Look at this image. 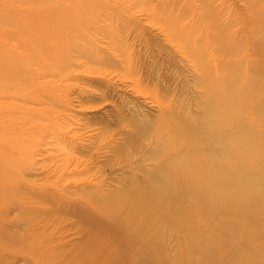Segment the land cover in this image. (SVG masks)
I'll list each match as a JSON object with an SVG mask.
<instances>
[{"label":"rangeland","instance_id":"1","mask_svg":"<svg viewBox=\"0 0 264 264\" xmlns=\"http://www.w3.org/2000/svg\"><path fill=\"white\" fill-rule=\"evenodd\" d=\"M63 13L96 16L84 17L83 41L77 37L69 40L77 43H70L72 50L60 49V67L50 58L36 64L37 49L0 21V54L22 61L17 64L24 63L21 69L32 80L31 87L0 96V106L14 107L6 124L22 132L13 184L16 204L24 206L6 201L14 207L0 223V264H41L27 253L28 244L49 252L48 259L58 250L54 264L80 255L89 232L72 211L93 212V195L117 194L149 180L160 165L159 122L170 106L180 116L188 158L215 170L226 167L227 153L230 163L245 164L244 173L232 174L234 188L253 183L261 190L264 0H0V17L28 35L34 36L42 17ZM222 31L229 39V87L216 101L199 84L211 77L198 80L193 56L203 51L208 60L218 59ZM22 117L35 120L21 125ZM189 191L173 189L143 234L127 233L124 222V234L115 230L101 263L116 264L109 254L127 242L129 251L145 252L117 264H179L187 246L207 248L191 264H242L250 255L264 264V212L258 209L264 206L256 194L247 191L253 204L246 213L238 209V193L227 197L231 212L225 202L207 203ZM112 224L105 223V232H112Z\"/></svg>","mask_w":264,"mask_h":264},{"label":"bare ground","instance_id":"2","mask_svg":"<svg viewBox=\"0 0 264 264\" xmlns=\"http://www.w3.org/2000/svg\"><path fill=\"white\" fill-rule=\"evenodd\" d=\"M65 14L66 13H63V15H46V18L45 16L42 17L44 21L40 28L33 30L34 36L31 33L28 35L29 32L20 29L21 27L18 25L16 28L12 21H7L3 16L0 17V21L7 22V25L9 26L12 25L11 27H13L15 35L18 38H23L25 43H31L37 49L36 51L38 53V57L35 58H38V61L36 64L44 65L42 61L50 58V60H54L55 62L53 65L60 67L61 65L63 66V64H61L62 60L59 59L60 49L68 48L69 50H72L73 47L71 44L73 43L75 45L77 43L69 40H74L77 37L79 40H82V28L84 29L85 26L84 30H86V27H88V23L86 24V22H84V17L87 16L93 19V17L96 16ZM3 18L5 20H2ZM9 18L11 19V17ZM223 35L225 37L224 41L217 48L218 59L213 61L208 60L203 51L194 53L193 56L195 58V61H193L194 66L197 70V74H199L198 80L203 77H211L209 78L211 83H208L203 79L201 82H199V84L207 88L209 92V98H212L216 101L219 99V97H226L223 93L227 92L229 87V39L225 32H223ZM210 39L211 41H215V35L211 36ZM187 48L190 49L191 47L187 45ZM38 51L42 52L39 53ZM16 58L13 56L3 57V55L0 54V96L6 97L16 94V87L20 85H23L26 88H29L32 85V80L29 75L30 71L28 70L27 72L26 70L21 69V67L24 66V63L17 64V62L20 60ZM26 97L27 95H24L22 98ZM0 108L1 223L4 220V215L12 207H6V201L10 200L11 202H15L13 204L18 202L17 195L14 192L18 188H15L13 184L16 177L14 175L15 173L13 172V169H16L17 172L19 170V168L16 166V163H19L20 155H22L21 151L23 150V143L21 139V128L17 129L16 131H12L5 122L7 117H14L11 112L14 107L2 105ZM161 119L164 120L159 122V128L161 127L160 135L158 136L160 145L158 146V151L156 153L160 159V165L156 168L155 172L150 173L151 177L149 180L145 183L138 184L134 189H132L131 186H127L120 193L114 194V192V195H93L92 200L90 201V203L93 205V207L91 206L93 212L83 211L82 209L72 211L73 213H76L79 222L85 226V229H87L89 233L82 246L83 252H79L78 254L80 255L74 258L73 261L68 262L69 264H98L99 262L102 264L101 261L104 259L105 252L111 251L109 249V243L115 239V230L117 233L124 234L122 228L126 223L128 225L127 233L129 232L132 235L133 232L141 234L145 233L148 226L152 224L153 217H155V215L158 216L159 210L161 209L158 208L159 205H162L163 207L167 206V199H165V197L169 196V193L175 188H183V190L189 189L190 195L195 194L207 203H212L215 201V199L218 202H225V204L223 203V206H226L228 211H231V205L229 203L230 200L227 197L234 193H238L243 196V203L239 205L238 209H241L246 213L248 212V207L250 205L252 206L253 204V200H251L247 194V191L250 190L253 194L257 195L260 203L264 206V174H261L259 177V180L261 181L259 184L261 190L259 192L256 188L258 184L254 185L253 183H241V188H234L232 174L235 171H241V173H244L245 164L243 161L230 163L229 156L227 153H225L224 160L226 167L213 170L210 169L208 165L202 160H193L188 158L186 156V151L190 147L181 137L182 132L179 128L180 124H178L180 121V116L176 115L175 108H171V106L170 108H166L165 112L161 114ZM32 120H35V117H22V119H20L18 122L22 125L25 121ZM250 169H253V167H250ZM152 178H154V180H152ZM141 188L144 191L140 194L139 190ZM121 196L126 198L125 202L120 200ZM16 205L20 206L19 203ZM27 208L28 209L25 212L28 213V210H30L31 207L27 206ZM258 209L264 212V207H259ZM237 211L233 213L236 214ZM107 222L113 223L112 232L110 233L105 232L104 230L105 223ZM31 236L32 234L30 237ZM1 237L5 238V236ZM243 237L246 238L245 236ZM20 242H23V239H15V243L18 244ZM125 243H121L119 245V250L117 252H111L109 254L108 258L111 262H116L117 264L118 261L124 259L123 261L128 263V261L133 258L134 260L135 258L136 260H138V258L140 259L143 255V252H145H138V249L129 251L127 245L128 243ZM187 247L186 254L180 256L181 261L179 264H191L192 260H194L193 258L198 257L197 255L199 252H204L207 250V248L197 249V247L194 246ZM182 250V247H180L178 252H181ZM27 251V253L31 256H38L37 260H39L41 264H54V259L57 257L56 252H58V250H55L54 248L55 253H53L51 258L48 259V255L50 253L48 252L46 254H40L41 249L37 244H28ZM251 259H254V257L251 255L250 257L248 256V258L247 256L242 257V264H258V260L257 262H254ZM59 264H67V262L60 261ZM148 264L156 263H154L152 259L148 262ZM200 264L209 263L204 261Z\"/></svg>","mask_w":264,"mask_h":264}]
</instances>
